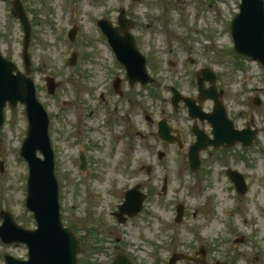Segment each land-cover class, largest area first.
I'll return each mask as SVG.
<instances>
[{"label":"rangeland","instance_id":"obj_1","mask_svg":"<svg viewBox=\"0 0 264 264\" xmlns=\"http://www.w3.org/2000/svg\"><path fill=\"white\" fill-rule=\"evenodd\" d=\"M12 1L0 0V52L23 72V32ZM21 2L32 27L30 77L50 119L62 221L83 248L78 264H111L116 254H125L133 264H168L172 253L192 255L201 248L209 261L264 264V73L232 52L229 26L238 0ZM120 11L135 21L129 32L154 79L146 90L123 79L124 71L96 26L101 19L115 26ZM73 27L78 31L69 41ZM73 53L77 57L71 66ZM205 68L216 74L235 127L249 123L259 134L246 150L202 152L199 170L191 173L186 157L194 142L191 122L182 106L177 111L170 106L169 87L196 95L197 72ZM116 76L123 79L120 100L111 88ZM46 77L59 84L53 95L46 91ZM211 107L205 102V110ZM163 118L180 129L183 150L156 137V123ZM26 129L23 107L6 108L0 130V211L30 230L35 222L25 208L27 167L19 156ZM159 152L164 153L161 159ZM80 153L88 159L85 171L80 170ZM228 169L243 175L244 194L234 189ZM135 185L147 194L143 210L120 224L113 213ZM177 205L183 206L179 224L174 223ZM6 254L25 260L27 249L0 243V264Z\"/></svg>","mask_w":264,"mask_h":264},{"label":"water","instance_id":"obj_2","mask_svg":"<svg viewBox=\"0 0 264 264\" xmlns=\"http://www.w3.org/2000/svg\"><path fill=\"white\" fill-rule=\"evenodd\" d=\"M138 2L140 0H132ZM239 13L231 23V36L234 41V52L251 58L262 64L264 68V1L263 0H240ZM13 15L20 21L24 32L22 59L25 74L19 72L17 67L10 61L5 60L0 54V129L3 126L5 115L4 109L8 105L15 109L18 104L24 107V114L27 120L26 137L22 143L20 156L24 159L29 169L27 180L26 208L32 212L37 229L26 230L13 221L9 213H1L3 220L0 227V239L4 244H24L28 249V260L19 261L11 256L5 257L6 264H77V255L81 252L80 243L74 234L65 228L61 222L59 206V188L54 174L53 152L49 142L48 125L49 120L43 106L36 97V90L29 75V57L27 49L31 37V25L24 7L20 0L13 3ZM103 34L108 38L113 51L119 62L126 68L127 78L130 84L139 82L145 85L150 81L147 76L145 59L135 48V42L128 29L132 25L127 22L121 13L118 19V28L112 29L111 24L102 20L98 23ZM122 31L124 38H119L118 32ZM77 30L69 34L70 40H74ZM74 54L69 61L72 66L75 64ZM205 78L209 77L207 70L201 72ZM46 88L49 95L55 93L58 84L53 78H46ZM199 80L200 96L198 101L210 99L214 102L211 114L203 115L200 107L195 106V101L183 99L189 108L192 119H206L212 127L213 140H208L203 133L193 129L197 142L191 146L188 152V159L191 171H196L200 166L199 154L201 151L212 146L214 149H230L236 143L248 148L255 139L257 131H250L249 125L246 129L237 131L233 123L228 119L227 113L219 98L212 92H205ZM211 84L214 81L210 80ZM115 89L119 90V81L115 83ZM179 97L175 96L172 104L177 106ZM257 102V101H256ZM259 104V102H257ZM169 129L165 122L159 124L158 136L162 140H168ZM40 153L42 158L37 154ZM161 157V156H160ZM80 170L86 168V161L80 155ZM0 166V171H2ZM227 176L235 185L238 193L246 191L245 181L237 172L228 171ZM165 191V188H164ZM144 196L136 189L125 194L122 205L118 207L115 214L119 223H124L126 218L136 216L142 208ZM126 216V218L124 217ZM183 207H177L176 223L181 222ZM204 256V252H201ZM190 260L183 255H174L170 260L173 264L179 260ZM113 264H129L125 257H117Z\"/></svg>","mask_w":264,"mask_h":264},{"label":"flooded vegetation","instance_id":"obj_3","mask_svg":"<svg viewBox=\"0 0 264 264\" xmlns=\"http://www.w3.org/2000/svg\"><path fill=\"white\" fill-rule=\"evenodd\" d=\"M136 86H138V85H136ZM206 87H208V85H206ZM141 89V88H140ZM147 89V86L144 88V89H141V90H146ZM114 92V91H113ZM218 92H220L221 93V97H223V93H222V91L220 90H218ZM117 93H119V94H115V92H114V96L115 97H117L119 100L120 99H123L124 98V93H123V91H122V84L120 85V88H119V90H118V92ZM185 94V93H184ZM112 95V96H113ZM186 96H190V97H193V96H191L190 94H185ZM104 98H103V96H102V100H103ZM128 102H131V100L130 99H128ZM211 109H212V107H211ZM211 109L210 110H205L204 109V111L206 112V113H210L211 112ZM145 119L147 120V121H149V119L147 118V117H145ZM198 124H199V127L200 128H203V127H201V126H204L205 127V129H206V131H207V133H209V127H208V125L206 124V123H200V122H198ZM172 127V129H174V131H172L171 132V135H170V138L172 139V140H174V141H177V140H180V139H183L182 138V135H181V131H179V134L177 133L178 131H176L175 129H179L178 127H177V125H172L171 126ZM239 129H241V128H239ZM183 142V141H182ZM238 145V144H237ZM236 145V146H237ZM239 147H241L240 145H238ZM193 255V257H195V253H193L192 254ZM196 259H198V258H196ZM131 264H132V262H131ZM203 264H221V263H219V262H213V261H209V259H208V256H207V252L205 253V258H204V261H203Z\"/></svg>","mask_w":264,"mask_h":264}]
</instances>
